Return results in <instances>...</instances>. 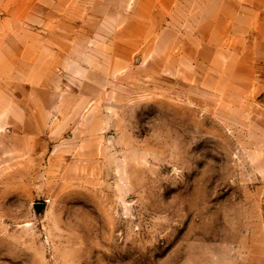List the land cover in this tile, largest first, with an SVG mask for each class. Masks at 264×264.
<instances>
[{
  "label": "rangeland",
  "instance_id": "rangeland-1",
  "mask_svg": "<svg viewBox=\"0 0 264 264\" xmlns=\"http://www.w3.org/2000/svg\"><path fill=\"white\" fill-rule=\"evenodd\" d=\"M260 1L0 0V264L260 263Z\"/></svg>",
  "mask_w": 264,
  "mask_h": 264
},
{
  "label": "crops",
  "instance_id": "crops-1",
  "mask_svg": "<svg viewBox=\"0 0 264 264\" xmlns=\"http://www.w3.org/2000/svg\"><path fill=\"white\" fill-rule=\"evenodd\" d=\"M264 0H261L260 2L263 3ZM264 8V7H263ZM261 259L259 264H264V248L261 250Z\"/></svg>",
  "mask_w": 264,
  "mask_h": 264
},
{
  "label": "water",
  "instance_id": "water-1",
  "mask_svg": "<svg viewBox=\"0 0 264 264\" xmlns=\"http://www.w3.org/2000/svg\"><path fill=\"white\" fill-rule=\"evenodd\" d=\"M36 208L38 209V208H39V206L37 205V206H36Z\"/></svg>",
  "mask_w": 264,
  "mask_h": 264
}]
</instances>
